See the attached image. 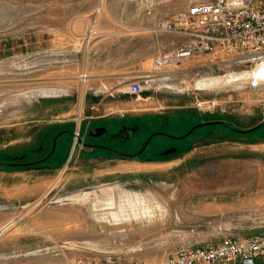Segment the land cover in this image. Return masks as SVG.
<instances>
[{"label": "rangeland", "instance_id": "obj_1", "mask_svg": "<svg viewBox=\"0 0 264 264\" xmlns=\"http://www.w3.org/2000/svg\"><path fill=\"white\" fill-rule=\"evenodd\" d=\"M212 1L0 0V160L33 164L53 155L30 169L0 166V179L12 169L41 170L47 179L45 190L30 200L7 198L0 186V264L106 257L161 264L190 247L187 233L199 243L192 247H207L227 236L264 232V148L250 146L253 137L264 136V125L246 134L218 125L192 131L199 114L235 131L264 122V86L251 88L235 78L250 69L193 58L164 69L171 80L157 94L151 87L166 82L150 73L156 85L147 93L186 109L147 117L130 144L106 136L96 141L128 155L149 143L140 158L104 152L157 168L123 173L87 166L81 144L87 140L81 130L76 141L77 126L70 122L85 88L80 76L89 74L87 57L101 33L94 23L112 21L108 8L126 25L110 32L130 39L192 4ZM213 77L225 80L199 87ZM197 101L215 102L214 112H200Z\"/></svg>", "mask_w": 264, "mask_h": 264}, {"label": "crops", "instance_id": "obj_2", "mask_svg": "<svg viewBox=\"0 0 264 264\" xmlns=\"http://www.w3.org/2000/svg\"><path fill=\"white\" fill-rule=\"evenodd\" d=\"M114 14L108 8L107 15L112 21H106L103 18L102 20L96 19L94 23V29L101 33L97 36L93 49L87 57L88 78L83 82L85 88L78 98L77 104L69 112V115L72 116L70 122L74 123L80 132L82 130L84 141L85 139L88 141L89 136L93 139L89 144L85 141V156L89 159L87 166L99 167L108 171L111 169L113 172H142L156 165L135 160L122 161L120 158L106 155V153L111 154L112 152L106 151L105 153L103 148L96 147V145L101 144L96 140L105 136L111 139L125 138L126 131L130 130L133 136L131 141H134L142 132V127H145L146 123L143 122L147 117L164 116L168 112H173L174 108L181 111L186 109L173 107L171 103H168L171 100L164 95L150 96L147 93L149 88L141 96H134L127 93L125 86L129 81H143L144 78L149 77L150 73L161 77L162 75L156 71L154 66V59L165 51L183 45L186 38L169 35L164 41L159 38L160 34L157 35L153 32V28L146 27L142 28L144 31L138 35L130 39H123L126 37L125 35L110 32L126 29V25ZM130 46L132 48H128ZM151 62H153V69H149ZM162 89L156 88L154 90L157 94ZM199 117L200 122L192 131L203 126H221L210 124L216 122H209L201 114ZM263 125L264 122H260L255 127L259 129ZM99 128H105L106 132L100 137H92L90 135L91 130ZM249 129L252 128L247 130ZM238 131L233 133L246 134ZM111 143L114 144V142ZM252 143L250 146L257 145L264 148V136L253 137ZM127 146L130 147L131 145ZM0 181L5 196L11 199L30 200L44 191L47 185V179L44 178V173L41 170L15 171L12 169L5 172V179L2 177ZM186 236L190 247L199 245L191 233H187Z\"/></svg>", "mask_w": 264, "mask_h": 264}, {"label": "built area", "instance_id": "obj_3", "mask_svg": "<svg viewBox=\"0 0 264 264\" xmlns=\"http://www.w3.org/2000/svg\"><path fill=\"white\" fill-rule=\"evenodd\" d=\"M153 32L186 38L183 45L161 53L154 59L156 71L162 76L158 81L171 80L165 77L164 69L181 65L186 60L203 56L211 58L213 65L226 64L230 67H245L253 73L264 66V0H214L195 3L171 20L162 22ZM86 72L80 76L86 81ZM126 83L127 93L141 96L154 81ZM251 88L264 86V81L252 79ZM156 89L154 87H151ZM159 89V88H158ZM202 113H213L216 103L197 101ZM264 109V98L262 100ZM79 141L80 129L76 133ZM82 145H85L81 141ZM193 232V231H192ZM72 264H153L147 261L125 260L106 257L101 260L77 259ZM161 264H264V232L252 235L224 237L207 247L180 249Z\"/></svg>", "mask_w": 264, "mask_h": 264}, {"label": "bare ground", "instance_id": "obj_4", "mask_svg": "<svg viewBox=\"0 0 264 264\" xmlns=\"http://www.w3.org/2000/svg\"><path fill=\"white\" fill-rule=\"evenodd\" d=\"M235 78H237L238 82H241V83L251 82L252 79H255L256 81H260V80L264 81V66H261L257 71H255L253 73L248 74V72H247V73H244V74L237 76ZM208 79H211V78H208ZM208 79H204V80L197 82V83H199V87L214 88V87H217L220 84H222V82L225 80L222 77L221 78L216 77V78L211 79V80H208ZM206 80H208V81H206ZM233 81L235 82L236 79Z\"/></svg>", "mask_w": 264, "mask_h": 264}, {"label": "flooded vegetation", "instance_id": "obj_5", "mask_svg": "<svg viewBox=\"0 0 264 264\" xmlns=\"http://www.w3.org/2000/svg\"><path fill=\"white\" fill-rule=\"evenodd\" d=\"M216 123H218L219 125H221V126H223L224 128H226V129H228V130H230L231 132H237V131H235L233 128H230V127H228V126H226L225 124H223V123H226V124H228V122H225V121H223V120H221V121H217ZM230 128V129H229ZM127 130V129H126ZM234 130V131H233ZM118 137H120V136H118ZM133 136H132V134H131V131L130 130H127L126 131V136H125V138H124V140H125V142H129V144H130V141L133 139L132 138ZM114 142V141H113ZM149 144V143H148ZM148 146V145H147ZM96 147H99V148H103V150H105V151H110V152H112V153H114V154H118V155H128V153H125L124 151H122V150H120L119 148H117V146H109V145H107V146H104V145H102V144H98V145H96ZM147 148V147H146ZM146 148L141 152V154L146 150ZM139 152V153H140ZM138 153V154H139ZM137 154V155H138ZM141 154H139V155H141ZM136 155V154H135ZM47 159L48 158H44L42 161L43 162H46L47 161ZM12 164H16L17 166H19V165H25L26 163H18V162H13Z\"/></svg>", "mask_w": 264, "mask_h": 264}, {"label": "water", "instance_id": "obj_6", "mask_svg": "<svg viewBox=\"0 0 264 264\" xmlns=\"http://www.w3.org/2000/svg\"><path fill=\"white\" fill-rule=\"evenodd\" d=\"M210 124H217V123H210ZM223 124H225L226 126H228L226 123H223ZM228 127H229V126H228ZM230 128H231V127H230ZM257 128H258V127H255V128H252V129H249V130H246V131H238V132H241V133H243V132H245V133H250V132L255 131ZM236 131H237V130H236ZM105 132H106V129H105V128L92 129L90 135H91L92 137H100V136L103 135ZM61 134H62V133H60V134L55 138V140H54L52 153H54V151H55V149H56V146H57V140H58V138L61 136ZM147 145H148V143H146L144 149L147 147ZM144 149H143V150H144ZM143 150H142V151H143ZM142 151H141V152H142ZM141 152H140L139 154H141ZM0 165H11V166H17L16 164L5 163V162H2V161H0Z\"/></svg>", "mask_w": 264, "mask_h": 264}, {"label": "trees", "instance_id": "obj_7", "mask_svg": "<svg viewBox=\"0 0 264 264\" xmlns=\"http://www.w3.org/2000/svg\"><path fill=\"white\" fill-rule=\"evenodd\" d=\"M253 127H255V126H251V127H249V128H253ZM62 134H61V136L64 134V133H66V132H64V131H62L61 132ZM59 135V134H58ZM57 135V136H58ZM60 136V137H61ZM60 137L58 138V140L60 139ZM58 140H57V142H58ZM145 152V151H144ZM143 155V153L141 154V155H121V156H123V157H125V158H140L141 156ZM53 155H49L47 158L48 159H50L51 157H52ZM47 159V160H48ZM0 161H2V160H0ZM2 162H5V163H13V162H17V160L14 158V159H12L11 161H2ZM39 163H43V161H40V162H38V163H33V164H25V165H19V166H11V165H0V166H4V167H9V168H17V169H30V168H34V167H37L38 165H39Z\"/></svg>", "mask_w": 264, "mask_h": 264}]
</instances>
